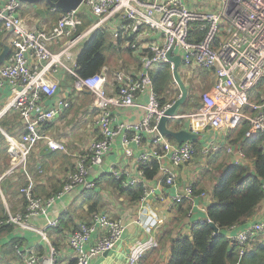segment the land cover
Listing matches in <instances>:
<instances>
[{
	"label": "built area",
	"instance_id": "1",
	"mask_svg": "<svg viewBox=\"0 0 264 264\" xmlns=\"http://www.w3.org/2000/svg\"><path fill=\"white\" fill-rule=\"evenodd\" d=\"M81 6L85 7L83 11ZM80 7L69 13L51 8L60 17L56 26L47 31L20 15L21 0H0V34L4 38L10 35V44H6L10 52L0 65V121L15 112L25 127L19 140H9L10 167L0 175V193L7 177L20 174L25 183L19 195L26 204L25 212L12 213L5 203L0 230L13 226L33 232L42 238L48 250L43 255L34 247L16 245L14 257L22 264H64L48 234L49 230L61 229V221L51 218L49 209L72 190L98 188L91 171L105 165L117 139L121 140L125 158L133 160L134 165L132 169L113 167L108 174L124 189L141 188L136 202L140 210L150 200H156L159 205H165L168 216H173L174 208L188 202L187 216L192 227L208 224L206 220L211 222L207 216L209 205L204 202L207 194L195 193L193 184L178 192L177 171L192 164L198 156L208 157L221 151L236 165H244L247 159L237 144L228 142L223 146L213 139L208 145L197 147L194 142L178 144L160 134V119L174 102L161 105L151 72L164 64L173 69L168 59L170 51L173 56L181 57V70L210 71L215 76L213 88L200 94V106L184 115L177 114L171 122L187 121L188 130L199 136V141L208 133L236 130L242 122L249 125L247 140L264 134V95L258 98L257 93V87L264 80V0H225L224 9L218 15L194 12L184 0H82ZM85 19L92 23L79 32ZM196 24L204 33L201 41L191 40V30ZM99 30H105L116 40L120 38V46L132 52L140 63L137 73L131 74L125 69L113 73L103 67L94 75H79L74 51ZM3 45L0 40V54ZM61 71L75 79L78 90L92 96L90 113L93 112L99 137L77 153L75 169L68 175L63 191L43 199L36 194L30 160L39 142H45L52 152L66 151L63 143L44 134V129L71 107L61 99L51 107L46 105L59 90L60 81L56 76ZM110 85L114 90L108 89ZM142 96L147 98L144 103L140 102ZM134 108L143 110L141 119L121 120L115 111ZM153 164H157L159 172L150 179L145 170ZM38 172L42 173L41 168ZM153 181L175 193L168 199L159 194L157 186L151 185ZM136 211L130 207L119 220H111L98 211L79 222L67 239L74 264H90L93 258L112 252ZM199 212L203 217H196ZM33 218L44 220V225L32 224ZM157 219V227L167 221L166 216ZM219 234H222L220 228L213 236ZM262 234L264 221L254 222L232 236L223 233L239 245L241 258L248 244ZM142 258V253L129 255L127 263L140 264Z\"/></svg>",
	"mask_w": 264,
	"mask_h": 264
},
{
	"label": "crops",
	"instance_id": "2",
	"mask_svg": "<svg viewBox=\"0 0 264 264\" xmlns=\"http://www.w3.org/2000/svg\"><path fill=\"white\" fill-rule=\"evenodd\" d=\"M184 2L189 6L190 10L194 12H200L208 15H218L224 9L225 0H184ZM24 4L27 5V8L24 7ZM23 5V6H22ZM191 5L193 7H191ZM38 10L44 12V16H41L37 13ZM20 15L25 18L30 23H35L42 29L47 31L54 28L57 24V21L60 17V14L53 13L51 7L45 3H40L37 6L29 4L27 2L21 1V10ZM10 35L2 40L3 46L10 44ZM114 43V49L124 50L115 37H112ZM116 42V43H115ZM118 44V45H117ZM84 47V46H83ZM80 48L77 53L74 55V60L77 62L78 56L82 51ZM58 48V47H56ZM126 52V50H124ZM123 54V53H122ZM110 59L107 60V68L110 72H115L125 68L127 71L137 73L140 63L138 59L132 54V52L124 53L121 56V60L114 65L109 63ZM123 63L122 66H118ZM120 67V68H118ZM115 69V70H114ZM59 78V90L53 100H48L46 105L48 107L53 106L57 100L61 99L63 101L69 102L71 107L69 111L58 117L55 120V123L47 126L44 129V134L49 136L61 143L64 144L66 151L65 152H48L45 151V142H39L35 149L32 152L30 160V170L35 176L36 181V194L38 197L47 199L51 196L58 195L63 191L64 184L68 175L75 169V156L79 152H83L87 146L94 140L99 137V131L96 127L94 120L93 112L90 113L92 107V96L84 91H80L75 86V79L67 72L61 71L56 76ZM181 78L187 85L189 89V84L192 82L195 86L193 90L189 93L193 97L190 98V103L188 107L182 108L179 115H184L190 112L193 108L195 102L200 103V97L198 91L200 88L210 91L214 86L215 76L210 71L204 70H181ZM113 86H109V90H114ZM79 92L81 94H78ZM194 94V95H193ZM86 96V99L90 101V105L83 107L82 102L80 101V108L74 110V106L78 102L80 96ZM180 95L178 87L172 88L171 92L168 95V100L177 98ZM147 98L142 96L140 102H146ZM85 99H83V103ZM0 102V108L2 106ZM85 104V103H84ZM91 110V111H90ZM119 118L126 121H135L141 119L143 116V110L141 108H134L131 110H116ZM78 114V116H77ZM16 113H11L6 117V124L9 125V130L12 133L16 134V137L21 138L24 131L22 129H17L10 125V120L12 124L17 126V121L13 120V117ZM87 115V122L85 121ZM77 116V118H76ZM171 127L178 124L180 128L178 129H188V122L184 120H175L172 121ZM185 125V127H181ZM21 131V133H19ZM235 130L231 131H221L213 132L204 135L203 138L199 141L200 145L206 146L211 143L214 139V142L220 141L222 145L227 144L230 141V136L234 133ZM0 133L9 143L10 139H13L5 129L0 125ZM233 139V135H232ZM6 142L0 137V167L3 166L4 160L7 157L6 152L4 151V145ZM145 144V150H146ZM139 154V152H137ZM224 154L222 151L213 153L208 157L198 156L192 165L198 163L201 165H206L210 168V164H216L217 170L219 171L220 177L221 172L227 170L229 167L234 165L232 159L226 156V161H218L217 158ZM221 160V159H220ZM134 165L133 160H127L124 155L123 147L121 145V140L117 139L112 147L111 152L108 155L105 165L102 168H96L91 171V177L97 181L98 188L94 190L96 192L97 198L95 195L91 196V191H85L82 188L75 189L67 193L65 196L59 199L54 206L49 209L50 217L53 219H60L61 223L63 218H72L75 224L78 225L79 222L87 220L89 217L88 210L91 204L98 203L99 212L105 213L111 220H119L125 216L126 210L130 207L137 209L133 218H130L129 226L127 231L124 233L122 240L117 245V247L110 252L107 256L95 257L90 261V264H128L127 256L135 255L137 253H142L143 258L140 264H169L170 262V250L171 242L176 239H181V236H189L192 228L191 220L188 218L187 213L189 210V203L183 202L181 205L173 209L171 214L173 216H168V212L165 209V205H159L156 200H150L141 210L136 203H129L125 200L124 196H118L114 193L109 186L99 187V183L102 182V178L109 176V172L113 167H124L132 169ZM184 166L177 171V182H178V192L182 193L185 187L189 184L195 186V193L200 194L205 192L207 194V200L205 203L210 205L213 203L212 200V187L216 181L215 178L205 179L203 175L199 176V173L194 174L189 173V166ZM41 168L42 173L39 174L38 170ZM195 171H198L196 169ZM111 177V176H110ZM112 178V177H111ZM25 179L22 175H17L14 177H7L2 183V190L0 196V214H4V204L6 203L8 208L12 213H22L25 212V202L23 198L19 195V190L24 185ZM152 186H157L159 188V194L166 196L170 199L175 193V190L169 189L164 185L158 184V181H153ZM200 189V190H199ZM87 192V193H86ZM85 193L88 194L85 196ZM168 203V202H167ZM260 211V212H259ZM256 216L245 222L243 225H238L227 229L223 233L226 236H232L238 233L241 229L248 227L250 224L257 221H264V208L263 203L261 204L260 210ZM166 216L167 221L162 225L158 226V219ZM196 217H203V214L200 212L196 214ZM31 223L42 227L44 225V220L40 218H33ZM73 230L71 229L69 233L66 234V237L60 236L57 234L56 230H49V240L53 245H55L59 251L60 256L62 257L61 261L64 264H74L73 256L68 252V236ZM262 236V235H260ZM13 239H20L22 244L25 246L34 247L38 250L40 254L46 255L48 250L45 242L42 238L28 230H23L21 228H14V231L11 234H6L1 238L0 241V253L3 252L1 248L2 245L8 244ZM54 242V243H53ZM14 264H22V262L15 258Z\"/></svg>",
	"mask_w": 264,
	"mask_h": 264
},
{
	"label": "trees",
	"instance_id": "3",
	"mask_svg": "<svg viewBox=\"0 0 264 264\" xmlns=\"http://www.w3.org/2000/svg\"><path fill=\"white\" fill-rule=\"evenodd\" d=\"M91 23L92 21L85 19L83 27L87 28ZM199 28V24L193 26L191 40L201 41L203 39L204 33ZM4 39L0 34V40ZM117 43H120V38L117 40ZM114 46L113 41L105 30H99L92 34L78 56L79 75L88 77L100 72L107 65L106 50L110 49V53L111 51H116ZM126 52L129 51L126 50ZM151 77L162 106L177 100L179 96L175 99L168 100V95L174 85L173 73L169 64H164L154 69L151 72ZM257 93L259 94L258 98L264 95V80L257 87ZM189 103L190 97L187 99L183 108L188 107ZM199 106V101L195 102L193 108L190 110H195ZM5 118L0 121L1 127L9 134H13L10 135L13 139L19 140L20 138L16 137V134L8 129L9 125L6 124ZM13 120L17 121V126L12 124L11 120L10 125L14 126V128L18 127L17 129H21V131L22 129L25 131L24 123L18 113L13 117ZM248 129V123L242 122L232 134L233 139L232 135L230 136L232 144H237L242 147L247 162L244 165L234 164L227 170L221 172L220 177L215 178L216 181L211 191L213 203L208 206L207 216L211 222L220 228L222 234L214 237V230L208 224L194 225L191 228L189 236L171 242L169 264H236L238 261L239 264H264V242L258 243L253 250L246 251L241 258L239 245L228 240L223 235V232L227 229L243 225L248 220L253 219L260 210L264 200V134H260L254 140H247L245 134ZM0 137L6 142L4 151L7 154L5 158L8 162L7 165L4 163L0 167V175H2L9 167L10 155L8 154L9 143L1 133ZM194 144L200 147L199 142H194ZM158 172L157 164H153L151 169L148 168L145 170L146 176L150 179L155 178ZM104 186H109L116 195L120 197L124 196L125 200L129 203H136L142 193L141 188L138 186L126 189L122 188L121 183L110 176L102 178L99 187L103 188ZM86 193L85 196L88 195ZM91 193V196L95 195L97 198L95 191H91ZM98 211V203L96 202L89 206L87 214L91 216L94 212ZM61 225V229L56 231L57 234H60L64 238L71 229L75 231L78 227L74 220L69 217L63 218ZM14 228L16 227L5 226L1 228L0 241L5 236V233L11 234ZM22 242L20 239H13L8 244L2 245L3 257L8 258L12 254L14 256V247L16 245L24 246ZM6 246L11 247V252L4 250Z\"/></svg>",
	"mask_w": 264,
	"mask_h": 264
},
{
	"label": "water",
	"instance_id": "4",
	"mask_svg": "<svg viewBox=\"0 0 264 264\" xmlns=\"http://www.w3.org/2000/svg\"><path fill=\"white\" fill-rule=\"evenodd\" d=\"M22 2H27L34 6L40 3H45L51 8L58 9L61 13H69L78 9L82 3V0H21ZM37 13L44 16L42 10L37 9ZM10 49L8 46H4L3 51L0 54V65H2L6 58L8 57ZM169 61L173 64V79L174 83L177 85L180 95L177 100L165 111L164 116L160 119L158 124V131L162 136L168 137L178 144L185 142H198L199 136L192 134L188 129H173L171 127V120L177 116L183 106L186 104L189 97V89L185 82L181 78V66L182 59L180 56H173V51L168 54ZM45 151L51 152L49 147H45ZM206 223L211 227L214 232H219V227L213 222L206 220ZM106 253L104 256H107Z\"/></svg>",
	"mask_w": 264,
	"mask_h": 264
},
{
	"label": "rangeland",
	"instance_id": "5",
	"mask_svg": "<svg viewBox=\"0 0 264 264\" xmlns=\"http://www.w3.org/2000/svg\"><path fill=\"white\" fill-rule=\"evenodd\" d=\"M23 6V5H22ZM24 7L25 8H27V5H25L24 4ZM191 7H193L192 5H191ZM84 6L82 7H80V9H81V11H83L84 10ZM21 10V9H20ZM89 27V26H88ZM86 28L85 27H83L82 28V30H80L79 29V32H82L83 30H85ZM108 35H109V37H110V39L112 40V35L110 34V33H107ZM88 42V40L87 41H85V42H83L82 43V45L77 49V50H75L74 51V53L76 54L77 53V51L80 49V48H82L83 46H85L86 45V43ZM116 43V42H115ZM58 48H56V49H53V51L55 52L56 50H57ZM109 50L110 49H107L106 50V52H105V55L107 56V60L108 59H110V61H109V63L111 64V65H114L115 67H116V64L121 60V56L124 54V53H128L129 54V52H125L124 50H117V51H111V53L109 52ZM123 53V54H122ZM123 65V63H121L120 65H118V66H122ZM118 68H120V67H118ZM123 69H125V68H123ZM115 70V69H114ZM126 70V69H125ZM176 88L177 87V85H173L172 86V88ZM172 88H171V90H172ZM195 88V86H194V84L192 83V82H190V84H189V93L191 92V90H193ZM204 92H206V90H202L201 88H200V91H198V94H199V97H200V94H202V93H204ZM76 93H78V94H81V93H79V92H76ZM194 95V94H193ZM189 97L190 98H192L193 96L192 95H190L189 94ZM188 97V98H189ZM83 99H85V104L83 103ZM200 99V98H199ZM78 102L76 103V105L74 106V110H76L77 108H80V101L82 102V106L83 107H87V106H89L90 105V101L89 100H87L86 99V96H80L78 99ZM77 116H78V114H77ZM77 116H76V118H77ZM91 116H93V115H91ZM84 118H86L85 119V121L87 122V115H86V117H83V120H84ZM181 127H185V125H182ZM178 128H180V126L178 125V124H176V125H174L173 126V129H178ZM221 159V160H220ZM227 159H226V156L224 155V154H222L220 157H218L217 158V162L218 161H220V162H222V161H226ZM4 163L7 165V160L5 159L4 160ZM192 165V164H191ZM9 167H10V161H9ZM8 167V168H9ZM190 167V169H189V173H192V174H194V173H196V172H198L199 173V176H201V175H203L204 177H205V179H207V176H208V178L210 179V178H217L218 177V175H219V171L217 170L218 168H217V166H216V164L214 163V164H210V168H208L206 165H201V164H198V163H196V164H194V165H192V166H189ZM196 169H198V171H195ZM261 242H264V234H262V236H258L256 239H254L253 241H251L249 244H248V246H247V251H249V250H253L255 247H256V245L259 243H261ZM4 250H6V252H11V247H9V246H6L5 248H4ZM5 257V256H4ZM3 257V252H1L0 253V259H2L1 261H0V264H14L15 263V257L13 256V254L11 255V256H9L8 258H4Z\"/></svg>",
	"mask_w": 264,
	"mask_h": 264
}]
</instances>
